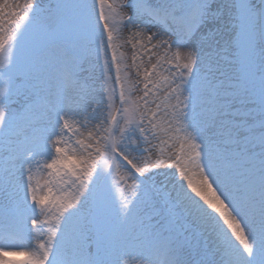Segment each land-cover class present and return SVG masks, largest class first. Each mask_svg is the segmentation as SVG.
I'll use <instances>...</instances> for the list:
<instances>
[{
    "label": "snow or ice",
    "instance_id": "obj_1",
    "mask_svg": "<svg viewBox=\"0 0 264 264\" xmlns=\"http://www.w3.org/2000/svg\"><path fill=\"white\" fill-rule=\"evenodd\" d=\"M0 57V264H264V0H3Z\"/></svg>",
    "mask_w": 264,
    "mask_h": 264
},
{
    "label": "rangeland",
    "instance_id": "obj_2",
    "mask_svg": "<svg viewBox=\"0 0 264 264\" xmlns=\"http://www.w3.org/2000/svg\"><path fill=\"white\" fill-rule=\"evenodd\" d=\"M8 2L10 3V4H15V3H19V4H22V3H24L25 2V0H8ZM39 2H40V4H41V6L43 7V6H46L48 3H56V2H63V3H72V2H74V0H39ZM111 2V0H109V3ZM216 2L218 3V4H222V3H226L227 2V0H216ZM252 2L254 3V4H256L257 6H259V0H252ZM0 3H3V0H0ZM99 10V9H98ZM0 59H5L6 60V57H0ZM166 67V66H165ZM162 74H164V75H166V73H164L163 72V70H162ZM97 75H98V73H97ZM99 87H100V85H99V83L97 82V90H99ZM0 89H5V84L3 83V81H0ZM19 107H20V103L19 102H14L13 103V105H12V110L13 111H16V110H18L19 109ZM85 135H86V133H85ZM67 139V138H66ZM73 139H75V137H73ZM154 144L156 145V142L154 141ZM158 145V144H157ZM165 145H163V143H161V147L162 148H160L159 147V149L160 150H162L163 152H164V150L166 151V153H164V155L165 156H167L168 155V153L169 152H175V151H178V147L177 146H175V148H173L172 147V145L169 147L168 145L167 146H165ZM164 147V148H163ZM164 149V150H163ZM156 151V155H158V150L156 149L155 150ZM3 155V150L2 149H0V156H2ZM170 162V161H169ZM37 169H35L34 168V173H35V171H36ZM35 178L37 179V176L35 175ZM38 180V179H37ZM123 195H131V193L129 192V193H125V194H123ZM116 196L118 197V198H120L121 196H122V194L119 192V191H117L116 192ZM7 260H13V261H22L24 258H16V257H14V256H10V257H8V258H6Z\"/></svg>",
    "mask_w": 264,
    "mask_h": 264
},
{
    "label": "bare ground",
    "instance_id": "obj_3",
    "mask_svg": "<svg viewBox=\"0 0 264 264\" xmlns=\"http://www.w3.org/2000/svg\"><path fill=\"white\" fill-rule=\"evenodd\" d=\"M95 99H99L98 95L95 97ZM162 135H163V134H162ZM164 139H167V137H164ZM155 142H156L155 150H156V149L158 150V155H157V156H159L160 153H161V151H162V150L159 149V147L162 148V147H161V143H160L159 140H157V141H155ZM157 144H158V145H157ZM163 145H165V146L168 145V146L170 147V146L172 145V142H171V141H168L167 143H163ZM165 146H164V147H165ZM176 146L179 148V144H178V143L176 144ZM164 147H163V148H164ZM163 150H164V149H163ZM163 153H166V151L164 150ZM35 175L37 176V179H38V180L40 181V183L42 184V183H43V180H42V175H43V174H42L39 170H36V171H35ZM32 244H33V246H34L35 242H32ZM0 245L5 246L6 248H13V246L9 245L7 241H4V240H2V239L0 240ZM13 250H19V249L13 248ZM18 257L20 258V257H23V256H18ZM6 258H8V257H6ZM6 258H5V259H6ZM23 258H24V257H23Z\"/></svg>",
    "mask_w": 264,
    "mask_h": 264
}]
</instances>
